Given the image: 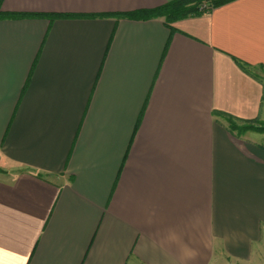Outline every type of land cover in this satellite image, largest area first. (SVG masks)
<instances>
[{
  "label": "crops",
  "instance_id": "1",
  "mask_svg": "<svg viewBox=\"0 0 264 264\" xmlns=\"http://www.w3.org/2000/svg\"><path fill=\"white\" fill-rule=\"evenodd\" d=\"M166 1L2 0L0 264H264V0Z\"/></svg>",
  "mask_w": 264,
  "mask_h": 264
},
{
  "label": "trees",
  "instance_id": "2",
  "mask_svg": "<svg viewBox=\"0 0 264 264\" xmlns=\"http://www.w3.org/2000/svg\"><path fill=\"white\" fill-rule=\"evenodd\" d=\"M232 0H168L161 6H158L156 8L147 9V10H138L134 12H128V13H121L116 14V16L119 17H128V18H134V19H148L153 17H162L164 23L173 29L171 23L175 20L185 18L188 16H195L200 15L202 13L209 12L212 8L222 5L224 3H227ZM1 3L2 0H0V18L2 17H23V16H29L30 14L26 13H11V12H5L1 9ZM40 15V14H38ZM60 15H52L51 17H58ZM242 66V65H241ZM244 69V65L242 66ZM219 115H224L226 117V121L228 123V128L233 131L235 130V125H231L230 119H234L230 114L223 113L220 111L215 112ZM238 119V118H235ZM243 121L244 123L256 121V119H239ZM240 130H255L258 132H264V127L261 128H252L251 126H245L242 128H238Z\"/></svg>",
  "mask_w": 264,
  "mask_h": 264
},
{
  "label": "clouds",
  "instance_id": "3",
  "mask_svg": "<svg viewBox=\"0 0 264 264\" xmlns=\"http://www.w3.org/2000/svg\"><path fill=\"white\" fill-rule=\"evenodd\" d=\"M193 230H196L199 227L198 219H193L191 224ZM170 239L176 240L179 239L177 234L173 231L170 234ZM199 259V253L192 244L185 242L183 247H181L179 255L175 257L174 264H196Z\"/></svg>",
  "mask_w": 264,
  "mask_h": 264
},
{
  "label": "rangeland",
  "instance_id": "4",
  "mask_svg": "<svg viewBox=\"0 0 264 264\" xmlns=\"http://www.w3.org/2000/svg\"><path fill=\"white\" fill-rule=\"evenodd\" d=\"M249 71L256 77L264 80V68L256 66V67H251L249 68ZM219 118L223 121H225V123L228 126V123L226 121V117L224 115H219ZM230 124L235 125V130H233L232 132L235 133V135H243L244 133H246L247 131H255V130H250V129H246V130H240L238 128H242L245 126H251L252 128H261L264 127V121L262 120H257L256 121H252V122H248V123H244L243 121L239 120V119H230ZM258 132V131H256Z\"/></svg>",
  "mask_w": 264,
  "mask_h": 264
}]
</instances>
